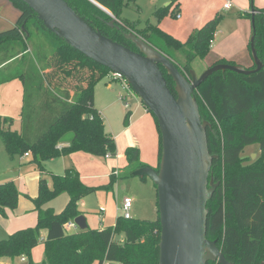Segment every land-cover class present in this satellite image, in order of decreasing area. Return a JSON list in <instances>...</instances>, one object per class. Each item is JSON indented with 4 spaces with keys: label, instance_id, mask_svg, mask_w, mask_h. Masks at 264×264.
Returning a JSON list of instances; mask_svg holds the SVG:
<instances>
[{
    "label": "trees",
    "instance_id": "trees-1",
    "mask_svg": "<svg viewBox=\"0 0 264 264\" xmlns=\"http://www.w3.org/2000/svg\"><path fill=\"white\" fill-rule=\"evenodd\" d=\"M10 1L20 15L13 26L0 31V84L20 79L23 105L22 126L18 132L9 127L11 117L0 116V141L9 156L30 152L44 172L43 161L72 152L113 155L114 138L105 130L103 116L94 106L96 83L112 71L49 31L26 3ZM66 1L104 35L137 50L124 35L133 31L187 74L190 63L209 52L221 21V17L215 15L182 41L157 23L147 21L143 28L137 29L133 23L121 21L122 8L135 0H95L117 18L120 29L109 26L107 22L112 16L90 0ZM170 5L155 10L156 20L164 17ZM252 8L254 14L250 11L240 15L250 18L253 15L252 35L262 67L250 74L216 71L196 90L201 118L209 122L208 148L211 154L217 155L209 178L219 182L207 203L206 236L215 240L225 257L234 264L264 261V7ZM178 51L186 57L183 64L174 57ZM249 52L251 54L250 43ZM221 62L235 64L225 59L214 64ZM254 67L253 63L246 68ZM161 69L176 96L172 77L164 67ZM51 89H57V94ZM33 95L35 101L24 117V109ZM216 121L221 130L216 128ZM155 122L159 133V162L161 136L156 119ZM68 131L74 132L73 141L58 149L61 136ZM254 142L259 144L261 156L253 164L243 166L241 153L246 145ZM125 155L126 167L114 170L111 181L130 176L135 169L148 165L140 160V150L136 146L127 147ZM51 182L48 186L40 177L38 195L34 199L37 223L0 239V258L27 256L29 264H33L31 251L43 243L41 264H158L159 217L155 220L126 219L118 215L113 226L68 232L64 224L81 213L77 202L95 188L83 183L73 167H67L62 174H51ZM61 192L69 194L68 204L61 213L43 208L45 202ZM17 197L18 190L12 182L0 183V214L5 215L6 208L14 209ZM43 230L46 236L41 238ZM116 234H122L123 239H116ZM207 264L220 263L208 261Z\"/></svg>",
    "mask_w": 264,
    "mask_h": 264
},
{
    "label": "rangeland",
    "instance_id": "rangeland-1",
    "mask_svg": "<svg viewBox=\"0 0 264 264\" xmlns=\"http://www.w3.org/2000/svg\"><path fill=\"white\" fill-rule=\"evenodd\" d=\"M225 2L226 0H135V2L122 8L119 19L133 23L137 29L143 28L147 21L157 23L163 30L185 41L191 33L201 28L206 21L215 17V15L220 16L221 21L217 30L219 35L211 45L212 48L210 47L204 58H195L190 63L191 68L199 75L207 67L218 61L214 58L216 57V51L213 48L221 39L223 33L237 29V21L241 18L246 20L248 24L249 34L245 49L249 51L252 35L251 18L246 14L245 16L240 15V13H248L252 7H264V0H231L232 6L230 9L224 7ZM170 3L169 10L164 17L159 21L156 20L155 10L166 7V4ZM243 4L245 8L240 7ZM177 13L180 14L178 18L176 17ZM8 27L0 28V31ZM233 40H235V37ZM232 47V50H238L234 45ZM174 57L179 64L186 62V57L182 51H178ZM239 65L243 68L247 67ZM22 86V82L18 78L0 85V116H10L12 122L9 127L16 132L20 131L22 126ZM125 86L123 79L115 78L111 73H108L96 84V101L100 105L99 110L103 114L105 130L112 134L115 141V153L111 156H97L83 151L74 152V155L73 152L64 154L54 161L52 171L55 172H45L40 175L38 172L40 167L32 154L29 158L22 155L10 157L3 145L0 144V181H10L18 190L15 208H6L5 215L0 214V239L8 236L7 228L9 227L13 229L11 231L13 232L36 225V219L33 222L30 221L36 217L34 199L38 195L39 177H43L46 184L50 186L52 183L51 173L61 174L66 166L78 170L80 176L84 178L83 183L95 188L94 191L83 198L85 201L83 209L88 215L89 229H100L115 225L120 213L118 207L124 197L132 199L130 209L132 219H157V193L155 185L149 177L140 178L130 175L114 181L110 180V174L112 175V170L114 171L113 168H116L117 171V169L122 170L126 167L125 151L131 145L140 149L141 161L152 167L157 166L158 163L159 133L155 119L149 111L144 109L143 102L134 90L129 85ZM109 87H111L110 91H108ZM51 90L54 94H57V89ZM59 94L63 96L62 93ZM70 94H73L72 90H70ZM121 95H124V97ZM34 101L35 96L33 95L24 109V117ZM101 105H105V107L101 108ZM127 114L128 117L126 118ZM215 126L218 130H221L218 122ZM260 156L259 144L257 142L250 143L244 147L241 153L242 165H251ZM42 164L44 170L50 167L48 160L43 161ZM68 201L69 194L61 192L42 206L44 209L51 208L53 212L59 214L65 209ZM78 230L77 227L67 229L68 232ZM4 231L7 234H3ZM115 238L122 240L123 236L122 234H116ZM34 248V251L31 252V261L33 264H41L44 259V245L38 244ZM35 251L36 259L33 256ZM24 257H26V261H22L21 257H15L14 259L2 258L0 264H29V257Z\"/></svg>",
    "mask_w": 264,
    "mask_h": 264
},
{
    "label": "water",
    "instance_id": "water-1",
    "mask_svg": "<svg viewBox=\"0 0 264 264\" xmlns=\"http://www.w3.org/2000/svg\"><path fill=\"white\" fill-rule=\"evenodd\" d=\"M21 1L35 12L49 31L85 56L120 74L156 119L161 136L158 167L142 166L132 171V175L149 177L155 185L161 227L158 264H207L208 261L234 264L225 257L216 241L206 236L207 203L219 182L209 178L217 155L211 154L208 148L209 122L201 118L196 90L209 75L219 70L242 74L258 71L263 64L254 46V35L250 38L254 68L221 62L207 67L199 75L192 68L187 74L133 31L124 35L137 50L104 35L66 0ZM90 1L112 16L107 22L109 26L121 28L116 23L117 18L106 8L95 0ZM251 12L254 14L255 10L251 8ZM253 20L252 15V25ZM161 66L172 77L176 96ZM74 137V132L68 131L59 141L70 143ZM74 222L80 230L88 228L83 214L76 216Z\"/></svg>",
    "mask_w": 264,
    "mask_h": 264
},
{
    "label": "crops",
    "instance_id": "crops-1",
    "mask_svg": "<svg viewBox=\"0 0 264 264\" xmlns=\"http://www.w3.org/2000/svg\"><path fill=\"white\" fill-rule=\"evenodd\" d=\"M230 3H231V0H229ZM168 5V4H166ZM231 6H232V3H231ZM231 6L227 9H230ZM245 5L243 4L242 8H245L244 7ZM239 7V6H238ZM245 10V9H244ZM20 15V11L13 5V3L10 1V0H0V28H3L5 26H9L8 28H10L11 26H13L15 24V22L17 21L18 17ZM238 25H237V29L236 30H232L228 33H223V35L221 36V39L217 42L216 46L213 48V50H215V54H216V57L215 60H220V59H225V60H229V61H233L235 63H238V64H241L243 66H251L253 64V59H252V56L250 54V52L248 50L245 49V44L247 42V36L249 34V29L247 28V23H246V20L244 19H240L239 21H237ZM7 28V29H8ZM5 30V29H4ZM218 30V29H217ZM222 33V32H221ZM219 35V31H216L215 32V35H214V39H213V42H215L217 36ZM235 37V40H233ZM212 42V44H213ZM235 46L238 50L236 49H231L232 46ZM234 47V48H235ZM212 48V47H211ZM233 48V47H232ZM17 79V78H15ZM13 80V79H12ZM10 80V81H12ZM9 82V81H8ZM7 83V82H5ZM4 83L0 84V85H3ZM97 84V83H96ZM110 86V85H108ZM23 88V86H22ZM110 88L108 89V91H110ZM96 94H97V90H96V85L94 87V106L99 110L100 109V105H98L97 101H96ZM23 98V96H22ZM101 104V103H100ZM21 105H22V101H21ZM21 105H20V108H21ZM106 105V103H105ZM105 105H101V108H103V106L105 107ZM144 109L146 111H148L146 109V107L144 106ZM102 114V111L99 110ZM5 116H8V115H5ZM103 116V114H102ZM10 117V116H9ZM0 144H2V142L0 141ZM69 143H63V145H68ZM3 145V144H2ZM133 146V145H131ZM4 147V146H3ZM5 148V147H4ZM140 150V149H139ZM78 152V151H77ZM159 153V151H158ZM73 155L75 154L74 152L72 153ZM71 154V155H72ZM31 155V153L29 152L27 155L24 153L22 156L26 157V158H29ZM58 157H55V158H50V159H47L48 162H49V166L50 167H47V169L45 168L44 172H41V170L39 169V174L42 175L43 173L45 172H51L52 171V168H53V163L54 161L57 159ZM141 160V159H140ZM143 162V161H142ZM144 163V162H143ZM158 164V163H157ZM68 166H66L64 168V170L67 168ZM156 167V166H155ZM114 170L116 168H113ZM63 170V172H64ZM117 170H120V169H117ZM78 171V170H77ZM52 172H55V171H52ZM62 172V173H63ZM113 172V170H112ZM61 173V174H62ZM51 174H57V173H51ZM82 175V174H81ZM111 176V174H110ZM81 177V176H80ZM40 179V177H39ZM84 178L81 177V180L83 181ZM6 181H0V183H4ZM39 182V180H38ZM84 198V197H83ZM81 198L78 202H77V205L79 207V210H80V214H83L86 218V222H87V225H88V215H86V211H84L83 209V206L85 205V201L84 199ZM132 207V206H131ZM35 214H36V217H34V219H32L30 222H33L35 219L37 221V210H35ZM78 228V227H77ZM7 232H8V235L10 233H12L11 231L13 229H10L7 228ZM80 230V229H79ZM78 230V231H79ZM16 231V230H15ZM6 231L2 232L3 234H7ZM14 232V231H13ZM46 236V231H42L41 232V238H44ZM43 245V243H40ZM35 249V248H34ZM34 249L32 251H34ZM31 251V252H32ZM38 251V250H36ZM36 251L35 253H33V256H35V259H36ZM2 259V258H0ZM21 260L22 261H26V257H21ZM38 261V260H37Z\"/></svg>",
    "mask_w": 264,
    "mask_h": 264
},
{
    "label": "built area",
    "instance_id": "built-area-1",
    "mask_svg": "<svg viewBox=\"0 0 264 264\" xmlns=\"http://www.w3.org/2000/svg\"><path fill=\"white\" fill-rule=\"evenodd\" d=\"M231 6V3L229 0H226V2L224 3V7L225 8H229ZM176 17H180V14L177 13L176 14ZM112 76L115 77V78H120V79H123L124 80V86L125 85H128V83L125 81V79L118 73L116 72H111ZM126 87V86H125ZM122 97H124V95H121ZM63 146V143L59 142L57 144V148L60 149L62 148ZM26 155L28 154V152L25 153ZM106 157L108 156H111V154L108 152L105 154ZM131 206H132V199L130 197H124L123 200H122V203L121 205L118 207V210H119V215L126 218V219H130L131 218V214H130V209H131ZM71 227H77L76 223L74 222V219H71L69 220L68 222H66L64 224V228L67 230L68 228H71ZM104 264H109L107 262H105Z\"/></svg>",
    "mask_w": 264,
    "mask_h": 264
}]
</instances>
